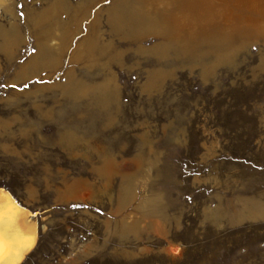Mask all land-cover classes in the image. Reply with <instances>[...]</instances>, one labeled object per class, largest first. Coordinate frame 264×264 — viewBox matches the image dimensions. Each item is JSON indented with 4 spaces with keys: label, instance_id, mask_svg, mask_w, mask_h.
Instances as JSON below:
<instances>
[{
    "label": "rangeland",
    "instance_id": "rangeland-1",
    "mask_svg": "<svg viewBox=\"0 0 264 264\" xmlns=\"http://www.w3.org/2000/svg\"><path fill=\"white\" fill-rule=\"evenodd\" d=\"M12 3L17 26L0 28V188L35 213L21 264H264V170L242 162L264 156V35L217 52L197 35L184 48L172 33L186 30L168 26L179 0ZM117 113L114 142L105 124ZM36 116L50 144L26 134ZM37 151L58 174L38 196L24 179Z\"/></svg>",
    "mask_w": 264,
    "mask_h": 264
},
{
    "label": "bare ground",
    "instance_id": "bare-ground-1",
    "mask_svg": "<svg viewBox=\"0 0 264 264\" xmlns=\"http://www.w3.org/2000/svg\"><path fill=\"white\" fill-rule=\"evenodd\" d=\"M227 1L179 0V12L170 18L168 26L173 30H186L187 33L182 35L172 30L173 41L185 48L198 35L201 36L203 42H207L217 52L231 47L236 37L243 40L252 35H264V4L255 3L257 2L255 0H239L233 4L230 3L232 0L229 3ZM146 11L149 10L146 9ZM253 14L257 18L252 17ZM3 18L6 19L9 26H17L12 0H0V28H3L1 27L3 26L1 25V19ZM194 30L198 33L194 34ZM51 40L53 47L59 48L58 38H52ZM0 189H2L0 191V205L11 204L12 206V213H6L3 217H0V231L4 232L6 239L9 241L8 250L5 252V261L6 264H21L25 256L34 247L36 223L30 218L29 211L26 208L16 207L19 204L7 190ZM9 197H11V201H9ZM14 236L34 237L31 250H29L26 241L22 239L15 240ZM0 264H5V262H0Z\"/></svg>",
    "mask_w": 264,
    "mask_h": 264
},
{
    "label": "snow or ice",
    "instance_id": "snow-or-ice-1",
    "mask_svg": "<svg viewBox=\"0 0 264 264\" xmlns=\"http://www.w3.org/2000/svg\"><path fill=\"white\" fill-rule=\"evenodd\" d=\"M109 0H105V3H108ZM252 50L254 52L258 51L256 45L252 46ZM33 52L36 51L35 48L32 50ZM124 68H121L120 71H124ZM131 79L133 81L136 80V76L132 75ZM9 85H0V87H8ZM13 89L17 88L16 84L10 85ZM24 88L28 87V84L23 85ZM147 94L149 95H155L154 89H148ZM174 101H169V103H172ZM30 127L25 130L26 134L28 135H34L36 138H38L42 144H50L55 137L53 135H49L47 137L40 136V129L45 128L46 122L45 120L40 117L36 116L33 117L30 121ZM48 124H55L57 126V132L62 133L64 136H74L75 130L71 128L70 126H66L65 124L61 123L59 120H52L49 119L47 121ZM166 128H175L176 126L171 124L170 122H166ZM124 126L121 124V121L119 119V114L117 113L115 116H113L110 120L107 121L105 124V128L107 130L113 131L115 134L113 135L112 139L114 142H118L120 140V129H122ZM177 143L181 146L186 142L185 137L180 132H177ZM197 151L201 153L203 160L210 161L211 157L208 152L204 151L201 148H197ZM7 150L5 149L3 153L0 154H6ZM30 162L35 166L34 171H31L30 174L26 175L24 177L25 183L28 184L29 189L35 188L37 191L34 193L35 195H39V190L44 189L45 186L51 187L54 185L58 179V174L55 171L54 168L49 167V157L45 152L37 151L33 154V156L30 158ZM243 163L250 164L251 167L256 168L258 170H264V156L257 159L255 162H252V159L245 158ZM204 172H208V168L202 169ZM186 175L188 177H195V178H201V172L200 171H187ZM9 180V177L0 175V184H5ZM2 191V189H0ZM185 200L191 201L192 197L190 195L184 197ZM9 201H11V197H9ZM17 208L20 207V205H16ZM57 205H53V208H56ZM70 207L72 208H89L90 206L86 203H72L70 204ZM48 211V209H45ZM96 212L100 213L101 209L99 207H96ZM6 213H12V206L11 204L7 205H0V217H3ZM34 212H29V215H34ZM15 240H24L27 242V245L29 247V250H31V247L34 243V237H19L14 236ZM9 241L6 239V236L3 231H0V262H5V252L8 250ZM260 247H264V241H261L259 243ZM177 252L180 251V249L176 250ZM241 252H246L247 248L242 247L240 249Z\"/></svg>",
    "mask_w": 264,
    "mask_h": 264
}]
</instances>
